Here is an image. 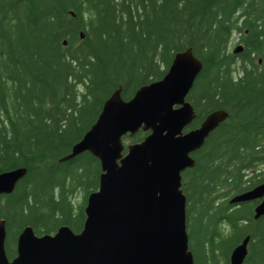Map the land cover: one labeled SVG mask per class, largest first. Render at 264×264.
I'll use <instances>...</instances> for the list:
<instances>
[{"label": "trees", "instance_id": "1", "mask_svg": "<svg viewBox=\"0 0 264 264\" xmlns=\"http://www.w3.org/2000/svg\"><path fill=\"white\" fill-rule=\"evenodd\" d=\"M190 47L204 66L187 96L197 114L187 130L229 112L182 173L195 264H230L248 235L243 264H264V216L255 218L256 202L230 203L264 182V0H0V173L27 168L0 194L10 259L26 226L82 231L101 162L89 151L62 158L116 88L131 99Z\"/></svg>", "mask_w": 264, "mask_h": 264}, {"label": "water", "instance_id": "2", "mask_svg": "<svg viewBox=\"0 0 264 264\" xmlns=\"http://www.w3.org/2000/svg\"><path fill=\"white\" fill-rule=\"evenodd\" d=\"M243 48L238 44L234 52ZM203 66L190 47L175 54L163 78L142 85L131 99L116 88L97 120L62 158L89 151L101 162L99 188L87 198L82 231L63 225L54 234L38 235L26 226L10 259L2 218L0 264H195L182 173L196 164L192 153L229 116L226 109L214 110L199 127L185 131L197 116L187 96ZM140 129L149 134L126 145L124 136ZM26 173L25 167L1 172L0 194L12 193ZM258 199V219L264 216V182L230 203ZM249 241L250 235L233 249L230 264H243Z\"/></svg>", "mask_w": 264, "mask_h": 264}, {"label": "rangeland", "instance_id": "3", "mask_svg": "<svg viewBox=\"0 0 264 264\" xmlns=\"http://www.w3.org/2000/svg\"><path fill=\"white\" fill-rule=\"evenodd\" d=\"M234 39H236V37H235ZM235 45H236V43L232 44V48H234ZM124 143H125L126 145H128L129 143H132V142H130L129 139H125V140H124Z\"/></svg>", "mask_w": 264, "mask_h": 264}, {"label": "flooded vegetation", "instance_id": "4", "mask_svg": "<svg viewBox=\"0 0 264 264\" xmlns=\"http://www.w3.org/2000/svg\"><path fill=\"white\" fill-rule=\"evenodd\" d=\"M187 100H188V99H187ZM185 131H187V128L185 129ZM260 201H261V199L253 200V201H249V202H256L255 204L257 205ZM256 205H255V206H256Z\"/></svg>", "mask_w": 264, "mask_h": 264}]
</instances>
